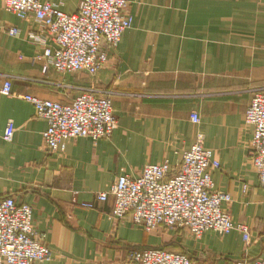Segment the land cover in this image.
Here are the masks:
<instances>
[{
  "label": "crops",
  "instance_id": "obj_1",
  "mask_svg": "<svg viewBox=\"0 0 264 264\" xmlns=\"http://www.w3.org/2000/svg\"><path fill=\"white\" fill-rule=\"evenodd\" d=\"M38 1L72 15L80 0ZM125 1L131 28L94 76L44 72L37 57L51 43L29 39L39 24L0 4V89L8 80L12 93L0 94V198L32 207L33 227L53 254L33 264H132L129 252L148 248L185 254L192 264L261 257L264 187L251 165L253 130L244 114L252 94L264 92V0ZM10 28L16 36L5 32ZM87 89L110 93L117 122L111 137L72 139L62 153L49 154L45 122L19 97L68 104ZM8 121L15 132L5 142ZM198 136L219 163L210 170L214 189L230 195L226 211L249 231L248 247L238 231L197 240L164 228L148 234L129 216L113 218L112 197L96 199L118 176L136 177L145 165L176 169Z\"/></svg>",
  "mask_w": 264,
  "mask_h": 264
},
{
  "label": "built area",
  "instance_id": "obj_2",
  "mask_svg": "<svg viewBox=\"0 0 264 264\" xmlns=\"http://www.w3.org/2000/svg\"><path fill=\"white\" fill-rule=\"evenodd\" d=\"M0 4L5 12L39 24V33L29 35V39L40 42L44 38L51 47H45L37 59L44 61V72L50 67L62 75L83 72L94 76L106 65L107 51L119 45L122 34L132 24V18L125 13V0H80L72 15L38 0H0ZM5 32L9 36L18 33L14 28ZM0 94L12 95L10 81L3 83ZM19 98L31 104L36 117L45 122L42 143L51 155L62 153L65 143L72 139L96 142L110 138L117 125L109 92L101 95L88 89L68 104L30 95ZM190 120L199 123L195 112L190 114ZM244 121L253 130L251 165L264 187V92L252 94ZM14 132L13 123L8 121L3 141L10 142ZM218 168V161L203 147L198 136L195 144L183 151L176 169L167 162L145 165L136 177L118 176L107 192L96 194V199L105 202L112 197L113 218L129 216L134 225L148 234L164 228L197 240L207 232L228 236L238 231L248 247L249 231L244 225H235L226 211L225 206L231 203L230 195L214 189L210 170ZM82 207L92 208V205L86 203ZM52 257L51 250L33 227L32 207L17 204L12 197L0 198V264L43 263ZM129 259L132 264H192L185 254L154 248L132 250ZM236 264H264V254Z\"/></svg>",
  "mask_w": 264,
  "mask_h": 264
},
{
  "label": "rangeland",
  "instance_id": "obj_3",
  "mask_svg": "<svg viewBox=\"0 0 264 264\" xmlns=\"http://www.w3.org/2000/svg\"><path fill=\"white\" fill-rule=\"evenodd\" d=\"M74 74H77V73H74ZM88 90V89H87ZM168 231H173V230H168ZM173 232H175V231H173Z\"/></svg>",
  "mask_w": 264,
  "mask_h": 264
},
{
  "label": "trees",
  "instance_id": "obj_4",
  "mask_svg": "<svg viewBox=\"0 0 264 264\" xmlns=\"http://www.w3.org/2000/svg\"><path fill=\"white\" fill-rule=\"evenodd\" d=\"M163 250H165V249H163Z\"/></svg>",
  "mask_w": 264,
  "mask_h": 264
}]
</instances>
